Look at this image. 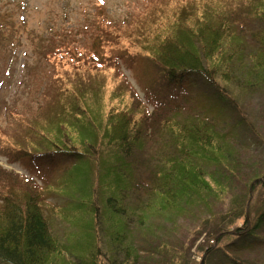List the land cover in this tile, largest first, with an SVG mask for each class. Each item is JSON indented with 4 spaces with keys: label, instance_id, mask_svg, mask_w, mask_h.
<instances>
[{
    "label": "trees",
    "instance_id": "1",
    "mask_svg": "<svg viewBox=\"0 0 264 264\" xmlns=\"http://www.w3.org/2000/svg\"><path fill=\"white\" fill-rule=\"evenodd\" d=\"M253 20L264 23V0H149L121 24L93 25L103 46L127 41L123 53L135 47L137 55L151 56L169 83L180 74H202L222 96L233 93L230 105L240 115L238 91L264 103V28H254ZM51 46H41V54L67 55L69 66L60 65L62 77L52 80L42 101L31 99L0 130L9 156L26 157L31 172L0 167V259L137 264L138 240L147 263L264 264V163L240 162L238 155L248 149L243 131L264 141L252 120L231 124L226 108L201 111L180 95L187 103L172 99L174 107L159 119L157 109L160 114L166 104L154 114L136 116L140 103L105 114L107 78L117 85L109 101L124 89L119 58ZM58 155L74 159L60 177L53 175ZM61 184L75 191L47 213L52 193H68ZM54 213L66 219L75 213L87 228L78 250L67 244L72 235L55 234ZM195 245L200 261L188 256Z\"/></svg>",
    "mask_w": 264,
    "mask_h": 264
},
{
    "label": "rangeland",
    "instance_id": "2",
    "mask_svg": "<svg viewBox=\"0 0 264 264\" xmlns=\"http://www.w3.org/2000/svg\"><path fill=\"white\" fill-rule=\"evenodd\" d=\"M148 1L0 0V130L7 129L9 120H13L11 119L12 116L17 111L26 109V104L32 102L31 99H38L43 94H48L45 90L50 88L52 80L55 77H62L61 64L64 63L69 66L70 59L67 55L61 59L55 55L44 57L41 54L43 52L41 46L50 45L52 47L51 45L55 43L67 48L77 46L81 50L87 49L85 53H91L90 51L93 50L99 56L103 55V50L107 56L116 55L119 58L121 71H116L117 80L125 81L123 83L124 89L122 93L113 98V101H109L110 95L117 91V85L110 78H107V90L103 103L105 114L109 112L111 107L119 110H123L125 107L131 109L132 104L136 106L138 103L142 104L141 107L143 108L134 112L136 116H139V113L142 115V110L146 114L147 112L154 114L156 112L155 106L166 104L160 114L157 109L155 115H158L157 119H159V117L164 116L165 110H171L174 107H169L172 99H174L173 104L180 105L178 97L180 95L187 97L188 102L201 111L206 112V107L220 106L223 110L226 108L224 115L231 124H235L245 116V119L252 120L264 140V103L258 100L256 94L238 91V103L243 108L239 115L230 105L232 104L230 101H232L233 93H229L231 98L225 95L223 97L219 92L220 90L217 92L213 86H209L210 84L202 74H180L178 78H174L169 83L166 81L163 67L153 61L151 56L143 53L137 55L136 51L139 49L135 47H132L133 49H130L128 54H124L122 50L127 46L126 44H129L127 41H124L119 47L103 46L104 38L96 33L97 26L93 24L98 23L99 20L103 24H107L108 27L121 24L129 15L141 10ZM252 23L254 28H264V23L260 20H253ZM63 43L65 44L62 45ZM135 49L136 51H134ZM125 60L127 61L124 62ZM36 88L37 91L32 96L31 91ZM86 99L88 101V97ZM95 100L96 96L94 97ZM83 101L87 102L86 100ZM181 102L187 103L184 99H181ZM181 105L184 107V104ZM245 131L247 132V130ZM245 131L243 134L241 133V136L243 140L245 139L244 142L248 149H242L238 152L240 162L250 163L257 160L264 163V141L257 139L254 134L248 135ZM248 133L251 134L250 131ZM0 138V167L30 177L31 172L27 158L21 157L18 160L15 154V159L11 158L2 142L4 138L1 135ZM56 161L58 168L53 170V175L60 177L62 176V168L73 163L74 159H67L58 155ZM61 186L65 189L69 188L64 184ZM74 191L75 189L71 187L67 194H63L59 190L52 193L47 203V213L51 212L50 207L64 205L70 201L71 198L68 195ZM54 215L52 227L57 237L64 239V237L67 236L68 238L72 235L67 244L72 241L73 246L78 250L79 243H83L85 235L88 234L87 228L76 220L75 213H72V216L67 217V219L61 215L56 216L55 213ZM70 231L72 234L69 233ZM180 233L184 238L188 231L183 228ZM200 241H197L196 245ZM137 242L141 243L138 240ZM137 242L134 245L138 246H136L137 251L141 255L137 258V264H158L153 261L147 263L146 260H143L142 256L147 255L148 250L146 251ZM196 245L190 250L188 256L191 253L192 259L200 261L201 258L196 251ZM124 252L121 250L118 253V262L124 258ZM66 256L72 262L77 261V257L73 253L66 252ZM0 264L12 263L0 259Z\"/></svg>",
    "mask_w": 264,
    "mask_h": 264
}]
</instances>
